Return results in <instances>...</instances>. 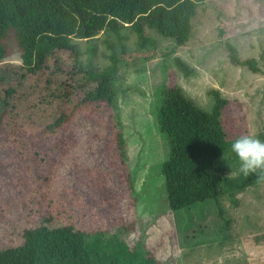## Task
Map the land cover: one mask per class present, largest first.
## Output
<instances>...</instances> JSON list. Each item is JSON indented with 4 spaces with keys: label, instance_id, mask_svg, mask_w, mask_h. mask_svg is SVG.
<instances>
[{
    "label": "trees",
    "instance_id": "1",
    "mask_svg": "<svg viewBox=\"0 0 264 264\" xmlns=\"http://www.w3.org/2000/svg\"><path fill=\"white\" fill-rule=\"evenodd\" d=\"M204 1L0 0V167L6 162L13 166L17 186L22 175L29 179L28 189L21 191L24 202H36L32 195H37L40 206L64 208L53 216L31 205L39 211L29 220H38L23 231L22 243L0 248V264H164L152 251L129 246L109 227L80 229L70 213V206H95L73 176L60 172L78 144L74 117L82 115L107 129L121 155L125 146L116 112L118 89L112 83L118 56L111 54V64L102 69L84 66L70 40L126 28L136 33L140 45L146 30L183 45ZM225 46L232 63L259 70L255 58H240L232 44ZM14 53L19 61L9 59ZM128 53L124 50L120 56L133 59L141 54ZM176 62L186 74L192 71L179 58ZM209 92L212 107L204 110L178 85L163 83L158 88L156 125L169 148L161 172L172 210L209 198L219 205L222 193L233 195L262 177L256 170L236 179L222 173L220 155L229 141L221 111L228 101L216 88ZM112 196L97 198L100 202ZM65 199L68 204H63ZM116 225L129 231L134 220Z\"/></svg>",
    "mask_w": 264,
    "mask_h": 264
},
{
    "label": "rangeland",
    "instance_id": "2",
    "mask_svg": "<svg viewBox=\"0 0 264 264\" xmlns=\"http://www.w3.org/2000/svg\"><path fill=\"white\" fill-rule=\"evenodd\" d=\"M144 34L141 45L136 33L126 28L105 29L88 39L71 37L84 66L102 69L111 64V54L118 56L112 83L118 89L116 112L125 139L121 155L107 129L82 115L71 121L78 144L60 172L73 176L95 205L83 210L70 206L76 226L109 227L129 246L152 251L164 264H264V169L256 170L262 177L254 183L233 195H219V205L209 198L172 210L161 172L169 148L155 119L161 84L180 86L204 110L211 109L209 91L216 88L228 101L221 111L229 141L220 155L221 170L233 179L244 175L230 144L241 134L264 140V0L200 3L183 45L154 30ZM226 42L236 48L238 57L255 58L259 70L232 63ZM124 50L141 54L128 59L120 56ZM176 58L192 71L186 74ZM9 59L19 61L16 53ZM22 179L17 186L13 166L6 162L0 167V248L23 242V231L38 220H29L39 211L31 205L53 216L64 209L60 204L40 206L37 195H32L36 202H24L21 191L30 181L23 175ZM100 195L113 196L99 202ZM130 219L131 230L117 227Z\"/></svg>",
    "mask_w": 264,
    "mask_h": 264
},
{
    "label": "clouds",
    "instance_id": "3",
    "mask_svg": "<svg viewBox=\"0 0 264 264\" xmlns=\"http://www.w3.org/2000/svg\"><path fill=\"white\" fill-rule=\"evenodd\" d=\"M230 149L240 161L242 174L264 169V140L255 135L241 134L231 141Z\"/></svg>",
    "mask_w": 264,
    "mask_h": 264
}]
</instances>
